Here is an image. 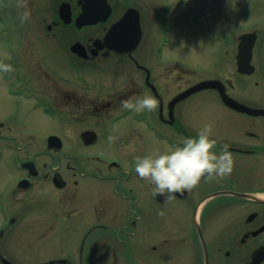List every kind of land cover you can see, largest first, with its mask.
Segmentation results:
<instances>
[{"label":"flooded vegetation","instance_id":"flooded-vegetation-1","mask_svg":"<svg viewBox=\"0 0 264 264\" xmlns=\"http://www.w3.org/2000/svg\"><path fill=\"white\" fill-rule=\"evenodd\" d=\"M63 3H69V22L61 17ZM108 3L111 10L103 20L78 26L77 18L82 12L78 0H33L29 5L31 15L42 19L40 27L31 28L33 39L37 41L15 50L14 56L6 59L4 63L13 65L15 71L5 73L9 80L0 83V87L5 88L10 98L18 97L10 107L18 114H23L24 109L41 113L48 107L51 113L92 116L96 123L80 130L76 139L82 143L81 133L92 129L97 132V139L89 146L100 142L117 144L127 154L109 155L118 158V162H103L99 170L83 171L78 156L64 157L55 149L44 153L39 150V145L26 143L28 139L22 136L23 122L7 125L0 121V141L15 142L18 145L16 151L22 156L20 159L16 155L12 162L8 155L4 159L10 164L11 171L19 173L13 194L26 193V199L13 200L21 208L18 215L43 207L44 203L36 202L35 197L32 199L35 203H30L27 194V190L41 180L56 200L55 208L51 209L57 218V233L53 235L21 234L13 239L10 232L14 228L9 226L7 238H3V232L0 235V264H8L3 260L5 254L10 257L11 264H108L111 259L118 261L113 264H158L163 257L164 264H205L201 235L206 243L209 264H255L257 250L264 248V114L230 107L215 88L203 89L174 101L177 95L198 81L211 79L221 80L227 93L239 99L227 70L233 64L237 67L238 42L233 46L230 65L218 66L209 62L193 81L191 72L194 70L171 53L161 55L163 47L158 44L159 35L173 28V23L179 19L175 16L182 15L181 10L174 9L171 0H108ZM254 3L257 11H261L262 24L247 30L257 34L251 58L254 69L250 74H240L248 80V92L245 100H239L252 108L264 109V0ZM129 7L138 11L139 40L133 20L113 30ZM216 25L217 22L209 27ZM21 28L27 30L30 27ZM220 44L217 40L211 50L222 57ZM32 92L39 98L31 97ZM144 95L157 99L155 111L134 113L121 107L123 100ZM118 114L122 116L113 121ZM127 118H131V124L123 123ZM115 122L123 123L118 130L113 129ZM207 124L213 126L217 151L227 145L232 153L233 171L219 181L202 180L190 192L177 193L174 200L165 201L163 195H154L152 186L137 176L134 159L127 167L122 158L131 156L132 150L129 152L126 146L133 145L136 152L150 137H158L168 149L174 148L183 138L195 137ZM110 136L115 138L114 142H109ZM2 145L6 144H0V151ZM2 157L0 154V159ZM64 158L74 164L63 165ZM123 172L127 176L121 177L125 183L121 190L111 197L103 188H96L98 196L94 202L92 180L106 183ZM57 177L64 182L62 187L55 186ZM20 179L26 180L27 188L19 186ZM83 187L88 196L86 205L75 201L82 196ZM210 194L215 196L202 203ZM77 204L80 206L76 207ZM159 210H165V219ZM39 217L32 221H39ZM116 222L130 229L126 231L128 237L139 236L132 258L115 249L107 250L109 242L125 244L127 240L121 234L95 236L85 250L91 232ZM78 226H89L78 255L68 250V244L64 243L62 253L52 251L55 255L46 258L45 242H64V238L70 236L69 232L77 230ZM160 236L162 239L151 245L149 261L142 262L143 250H146L144 242ZM260 264H264V260Z\"/></svg>","mask_w":264,"mask_h":264},{"label":"rangeland","instance_id":"rangeland-1","mask_svg":"<svg viewBox=\"0 0 264 264\" xmlns=\"http://www.w3.org/2000/svg\"><path fill=\"white\" fill-rule=\"evenodd\" d=\"M32 1L33 0H27L28 9ZM254 1L258 2L259 0H171L174 9L176 8V10H181L182 15L175 16L179 19H176L175 23H173V28L168 31L169 33H166L167 37L171 38V42L168 41L165 46H162L163 51L161 55L165 56L166 54L171 53L178 60H183L186 63L185 65L188 64L189 66L194 67L196 71L191 74V80H197L198 72H202L204 65H207V63L209 62H212V64H217L218 66H222L227 63L230 65L234 54L233 46H235L236 44L235 36L237 34L239 35L240 32L253 27L256 24H262V20L260 19L261 11L260 13L257 11V4L254 3ZM10 8H14L16 9L15 11H17V15L15 16L18 19V25L30 27L29 29H27L26 34L23 33L20 35V39L18 42L20 48H26L29 45H33L34 42L37 41L33 39L31 28L35 27L36 29L37 27H40L42 25V19L34 17L32 15L30 16V19L28 21L21 24L19 16L24 9L16 7V0H0V59H5V57H8L9 53H14L16 48L15 42L18 41L16 38H14V36L11 35V33L7 29L9 19L8 11L10 10ZM34 8L36 9L37 6L35 5ZM212 10H215V14H213ZM215 18H217L218 20H216ZM216 22L217 25L215 27H209V24H213ZM16 36L17 34H15V37ZM215 39L221 41L222 43L220 44L223 47L222 57L220 55H214V52H212L213 50H211L213 43L217 41ZM35 46H37V44ZM214 57L215 59L213 60ZM230 67L231 68L227 67V70L228 75L231 77L232 82L235 84V95L239 99L245 100L247 98L248 92V80L246 77H242L236 74L234 64L232 66L230 65ZM0 80L3 82L5 78L0 76ZM17 98L12 96L10 98L6 94L5 89L0 87V118L8 122H14L18 119L19 121H23L24 123H30L29 125L27 124L28 127L26 129V133H30L34 127L36 128V130L42 131L43 136H45L46 133L50 131L61 133L60 135L63 137L64 143L66 144L62 149V153L74 154L75 156H78L83 166L82 170H99L102 168L103 164L100 159H103L105 155H120L122 153V149L117 144L115 148L110 145L108 148V146L102 145L101 143L91 147H86L82 144H78L77 141L73 140V137H78V132L81 129H84L96 123L95 121H93L92 116L64 112L54 114H40L39 112H32L29 109H24L23 114H18L10 109V107L13 106L14 99ZM127 122L131 124V118H127L123 123ZM133 123L135 122L133 121ZM120 124H117L115 127L113 126V129L118 130L119 127H121ZM138 128L141 131L143 130L139 126ZM33 134L36 135L38 133L33 131ZM28 137H30V135ZM33 138L34 137H31L30 140H32ZM157 138H148L149 141L147 145H142L140 149H136V152L135 150H133V145L126 146V149H128L129 152L132 150V152H130L131 156L129 155L126 157H122L126 163V166L129 167L130 165H132V160L134 159V161H136L137 157H144L150 154L162 153L166 151L168 149L166 143L161 142L159 138ZM32 143L33 144L31 145L33 146L39 145V148H41V145H43V143L40 142V139ZM17 148L18 147H15L14 149H3L0 152V154L3 155V157L0 159V225L7 223L10 219V223L12 225L14 224L13 228L16 227L15 230L10 233L11 236L14 235L13 239L19 237L18 235L21 234L28 235L45 233L53 235L57 233V218L55 219L53 210L51 208L54 207L56 200L54 199L53 194H49V189L46 183L42 182L41 180L38 181L34 188L27 190L29 191L27 192V194L29 195V200H31L30 203H35V201H41L42 203H44L41 209L35 212L29 211L30 214H39L41 219H39V221H31L34 215H28V217H22L18 215V213L21 211V208L16 205L15 202H13V197L16 198L15 201H20L18 199L24 200L26 199V193L25 195H20V192L13 194L15 180L17 179L19 173L11 171L9 169L10 164L6 163L4 160L5 156L7 155L9 156L8 159H10V162L16 159V155L20 156L17 158L22 159V156L20 155L21 153L19 151H16ZM124 153L127 154V152L125 151ZM98 156L100 157L98 158ZM67 159L69 158H65V160ZM82 159H85V161L82 162ZM65 160L62 161L63 165L66 163ZM70 164H72V161H70ZM67 170L69 169L67 168ZM96 173L98 174V176H101L98 172ZM118 175L119 174L115 175L114 178H110V181L106 183H103L102 181L92 180V185L95 188L93 191L94 202L97 201V189L100 190L103 188L108 194H110L111 197L121 190V188L125 184L121 177L125 178L127 176V173L123 172L120 174V176ZM101 179L104 181L103 178ZM81 192L82 196L75 201H78L79 203H85L86 205L88 203V199L86 197L88 196H85V187H83ZM34 197L35 201H32ZM77 206H80V204H77L76 207ZM127 208L129 209L128 206ZM154 208L156 209L157 206L154 205ZM19 216L21 217V219ZM121 226L122 224L116 222L114 224L108 223L106 229H95L85 242V250L88 249L95 236L104 233L121 234ZM88 227L81 228L78 226L77 230L75 229L73 232H69L71 234L70 236L64 238V240H66L64 242L50 241L49 245H47L46 243V247H44L46 258L53 257L55 255V252L52 251H56L58 253L63 251L65 249L64 243L68 244V250H71L76 255H78L80 244L83 240V235L85 234ZM21 228L23 230H21ZM8 233L9 231H5V236L3 238H7ZM164 236L165 234L163 233L162 237ZM162 237L160 236V238L158 237V239L156 240L154 239L150 242H147V244H149L147 251H145L144 256L142 257V262H144V260L146 262L149 261L151 244H155L158 240L162 239ZM138 239L139 236L129 238L124 246H121L119 245V243H116L114 241L109 242V248H107V250L115 249L120 251L119 253L123 252L124 254L126 252L129 258H132L133 249H137L135 243L138 242ZM52 240H54V238H52ZM116 261V259H111L108 264H113V262ZM164 262L165 261L163 257L158 264H164Z\"/></svg>","mask_w":264,"mask_h":264},{"label":"clouds","instance_id":"clouds-1","mask_svg":"<svg viewBox=\"0 0 264 264\" xmlns=\"http://www.w3.org/2000/svg\"><path fill=\"white\" fill-rule=\"evenodd\" d=\"M16 7L24 9L19 16L23 24L30 19L27 0H16ZM15 71L13 65L0 61V74ZM121 107L134 113L152 112L158 107L155 97L144 95L137 99H125ZM211 124L201 127L195 137H185L180 144L162 153L137 157V176L152 186L154 195H163L165 201L176 198L177 193L190 192L202 180L219 181L231 175L234 168L232 153L227 145L217 151V140ZM114 142V137H109ZM163 215V212L160 213Z\"/></svg>","mask_w":264,"mask_h":264},{"label":"water","instance_id":"water-1","mask_svg":"<svg viewBox=\"0 0 264 264\" xmlns=\"http://www.w3.org/2000/svg\"><path fill=\"white\" fill-rule=\"evenodd\" d=\"M80 2H84L83 5V9L84 11L80 14V17L78 18L79 21V25L84 24L86 22H90V20L92 18H101L100 16L94 14V11H98L101 10V3H103L105 5L106 0H79ZM130 13V12H129ZM128 13V14H129ZM127 14V15H128ZM80 19V20H79ZM248 37L245 38L243 37V41L240 43V50H239V54H238V69L239 71L243 72V73H250L252 72L253 67L251 66V48L253 46V41L255 39L254 35L251 36H245ZM251 39V41L249 42V40ZM220 82L217 80H208V81H203L200 82L198 84H196L195 86L191 87L189 90L186 91L185 94H190L194 91L206 88V87H220L218 84ZM220 91H221V95L222 98L224 100V102H226L227 104H229L232 107H235L241 111H248V112H255V113H264V110H255L252 109L250 106L241 103L239 101H237L236 99L230 97L224 90L223 86L220 87ZM83 138L85 140L86 143H90L91 142V134L90 132H84L83 134ZM61 146V142L57 141V138L55 136H51L50 138V143L49 146ZM258 254L261 253V250L257 251ZM264 258V256H259L258 257V262H260L262 259Z\"/></svg>","mask_w":264,"mask_h":264}]
</instances>
